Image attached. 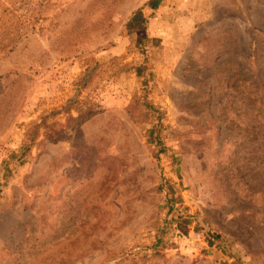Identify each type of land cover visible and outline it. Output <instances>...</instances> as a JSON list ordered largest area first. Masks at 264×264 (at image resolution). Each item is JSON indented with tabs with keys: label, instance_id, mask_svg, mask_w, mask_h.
I'll list each match as a JSON object with an SVG mask.
<instances>
[{
	"label": "rangeland",
	"instance_id": "1",
	"mask_svg": "<svg viewBox=\"0 0 264 264\" xmlns=\"http://www.w3.org/2000/svg\"><path fill=\"white\" fill-rule=\"evenodd\" d=\"M149 1L0 0V264H264V0Z\"/></svg>",
	"mask_w": 264,
	"mask_h": 264
},
{
	"label": "trees",
	"instance_id": "2",
	"mask_svg": "<svg viewBox=\"0 0 264 264\" xmlns=\"http://www.w3.org/2000/svg\"><path fill=\"white\" fill-rule=\"evenodd\" d=\"M164 0H150L147 4L148 8L155 12L158 11L162 5ZM143 18V14L141 12L137 13L134 15L133 19L130 21L131 27L134 29H140L145 27V22L144 20H142ZM242 87L244 89H249L252 88L254 90H256L257 92L253 94L254 100L257 103L258 107H257V114L259 116V130L258 133L256 134V136L258 138H263L264 137V95L262 94V92L260 91L261 87L257 85L256 81H254L252 78H246L243 82H242ZM163 151H161L162 153ZM0 186H1V182H0ZM0 194H1V189H0ZM180 231L182 230L184 232V234L189 233L188 230H184L182 225L179 228ZM214 239L210 238L208 240V242L210 243V245L213 244Z\"/></svg>",
	"mask_w": 264,
	"mask_h": 264
},
{
	"label": "built area",
	"instance_id": "3",
	"mask_svg": "<svg viewBox=\"0 0 264 264\" xmlns=\"http://www.w3.org/2000/svg\"><path fill=\"white\" fill-rule=\"evenodd\" d=\"M194 236L197 239V241H201V236L199 234H194Z\"/></svg>",
	"mask_w": 264,
	"mask_h": 264
}]
</instances>
